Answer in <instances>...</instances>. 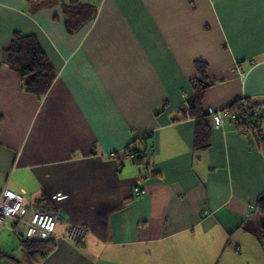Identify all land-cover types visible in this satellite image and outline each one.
<instances>
[{
    "label": "crops",
    "instance_id": "crops-1",
    "mask_svg": "<svg viewBox=\"0 0 264 264\" xmlns=\"http://www.w3.org/2000/svg\"><path fill=\"white\" fill-rule=\"evenodd\" d=\"M69 1L0 0V191L28 211L66 193L52 246L31 264H264V151L226 114L239 99L261 105L264 137V0H77L95 12L68 33ZM14 32L34 35L52 69L41 97L5 63ZM196 59L211 81L202 111L223 117L205 116L202 150L183 105ZM131 143L148 149L143 174L122 156ZM69 224L86 228L80 244ZM21 231L0 225V253L24 260Z\"/></svg>",
    "mask_w": 264,
    "mask_h": 264
},
{
    "label": "trees",
    "instance_id": "trees-1",
    "mask_svg": "<svg viewBox=\"0 0 264 264\" xmlns=\"http://www.w3.org/2000/svg\"><path fill=\"white\" fill-rule=\"evenodd\" d=\"M61 10L64 14V26L68 33L74 32L85 21L90 19L95 12L94 5L87 1L70 0L68 3L61 2ZM5 63L14 70L17 74L20 87L37 97L43 96L53 79V72L50 68L47 57L38 44L36 38L32 34H22L14 32L12 34L9 44L5 47ZM206 63L202 60L196 59L194 61L195 77L190 81L191 92L186 98L187 114L195 118V127L193 135V148L202 150L209 144V130L204 118L206 113H203L201 108V100L206 88L211 81H207L206 77ZM259 104H250L249 99H241L232 102L228 106V110L236 114L233 119L238 127L250 130L257 145L264 151V137L261 133L259 120L261 114ZM185 110V107H184ZM142 135L138 140L145 138ZM133 143V142H132ZM128 144L122 148L123 158L129 159L132 163L140 167V174L144 173V160L149 154L147 148H137L133 144ZM119 152H111L110 156H117ZM43 200V199H40ZM39 204V203H38ZM41 208L52 210L53 207L47 204L39 205ZM255 207L261 214L263 222L258 231L255 232L257 239L260 242L264 241V191L257 196ZM19 225L16 222H11L9 227H16ZM21 233V232H20ZM18 232L19 246L24 253V260L0 253L1 256L9 257L13 264H28L33 263L38 257L45 254V252L52 246V237L48 239L37 238H23ZM80 244V242H74Z\"/></svg>",
    "mask_w": 264,
    "mask_h": 264
},
{
    "label": "built area",
    "instance_id": "built-area-1",
    "mask_svg": "<svg viewBox=\"0 0 264 264\" xmlns=\"http://www.w3.org/2000/svg\"><path fill=\"white\" fill-rule=\"evenodd\" d=\"M183 105L186 111L187 102L185 98ZM205 113L210 118L211 125L218 127L223 124V117L220 110L208 106L205 109ZM226 114L231 120L236 117V114L229 110L226 111ZM141 193H144V189L139 188L137 194ZM65 197L66 193L59 190L53 191L49 195L53 206L52 210L36 207L28 211L23 204V197L20 193L3 188L0 191V225L8 226L11 222H16L22 226V231L19 233L23 238L48 239L52 237L55 224L60 215L59 209ZM85 234V227L69 224L65 230L64 237L72 242H82Z\"/></svg>",
    "mask_w": 264,
    "mask_h": 264
},
{
    "label": "rangeland",
    "instance_id": "rangeland-1",
    "mask_svg": "<svg viewBox=\"0 0 264 264\" xmlns=\"http://www.w3.org/2000/svg\"><path fill=\"white\" fill-rule=\"evenodd\" d=\"M264 122V121H263ZM255 213H257V215H259L261 218H259V219H261L262 220V222H263V218H262V216H261V214L259 213V211L258 210H256L255 211Z\"/></svg>",
    "mask_w": 264,
    "mask_h": 264
}]
</instances>
